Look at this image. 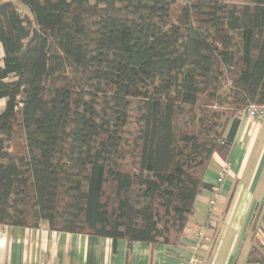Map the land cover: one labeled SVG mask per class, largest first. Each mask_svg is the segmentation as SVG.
I'll return each mask as SVG.
<instances>
[{"label":"trees","instance_id":"trees-1","mask_svg":"<svg viewBox=\"0 0 264 264\" xmlns=\"http://www.w3.org/2000/svg\"><path fill=\"white\" fill-rule=\"evenodd\" d=\"M0 45V225L177 243L264 107V0H0Z\"/></svg>","mask_w":264,"mask_h":264},{"label":"crops","instance_id":"crops-1","mask_svg":"<svg viewBox=\"0 0 264 264\" xmlns=\"http://www.w3.org/2000/svg\"><path fill=\"white\" fill-rule=\"evenodd\" d=\"M225 158L229 169L217 205L209 215L208 198L224 162L214 153L204 173L210 188L196 196L177 243L112 241L53 231L46 224L5 225L0 226V264H264L248 261L252 245H264V123L242 112ZM202 226L204 238L196 245L194 233Z\"/></svg>","mask_w":264,"mask_h":264},{"label":"built area","instance_id":"built-area-1","mask_svg":"<svg viewBox=\"0 0 264 264\" xmlns=\"http://www.w3.org/2000/svg\"><path fill=\"white\" fill-rule=\"evenodd\" d=\"M244 111L249 117L257 118L264 123V107L263 106H258L255 104H248L245 107ZM228 169H229V162L226 159H224L222 169L216 180V184L211 188V195L208 198V214L209 215L214 210L215 206L217 205L220 199L222 183L226 175L228 174ZM0 226H5V225H0ZM204 229L205 227L202 226L195 231L196 245L198 244L199 240L204 238ZM191 259L192 261L197 260L195 253L192 254Z\"/></svg>","mask_w":264,"mask_h":264},{"label":"rangeland","instance_id":"rangeland-1","mask_svg":"<svg viewBox=\"0 0 264 264\" xmlns=\"http://www.w3.org/2000/svg\"><path fill=\"white\" fill-rule=\"evenodd\" d=\"M0 65H1V62H0ZM205 227V226H204ZM205 230V229H204ZM194 235H195V233H194Z\"/></svg>","mask_w":264,"mask_h":264}]
</instances>
